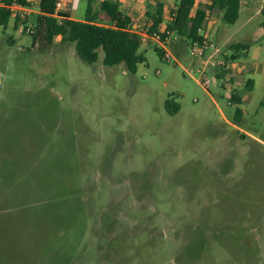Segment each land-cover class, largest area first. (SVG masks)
<instances>
[{
    "label": "rangeland",
    "instance_id": "obj_1",
    "mask_svg": "<svg viewBox=\"0 0 264 264\" xmlns=\"http://www.w3.org/2000/svg\"><path fill=\"white\" fill-rule=\"evenodd\" d=\"M263 1L211 11L224 72L176 32L169 59L144 38L135 72L60 35L41 50L35 0L0 24V264H264Z\"/></svg>",
    "mask_w": 264,
    "mask_h": 264
},
{
    "label": "trees",
    "instance_id": "obj_2",
    "mask_svg": "<svg viewBox=\"0 0 264 264\" xmlns=\"http://www.w3.org/2000/svg\"><path fill=\"white\" fill-rule=\"evenodd\" d=\"M96 1L87 0L83 18L76 19L71 17L69 9L56 10L55 0H39V11L29 21L31 30L27 32L32 35L33 43L41 50L49 49L55 37L60 35L61 42L75 43L79 57L86 62L96 61L98 48H102L104 64L122 63L128 71L135 72L138 63L146 60L144 53L139 51L144 38L141 34L129 30L132 21L120 10L117 0H101L98 9L94 7ZM195 1L178 0L165 26L166 30L181 35L185 44L188 39L200 37L198 28H206L212 10L217 9L224 21L233 23L238 18L239 8L245 0H210L209 3L193 9ZM13 3L32 5L31 0H0V24L6 26L12 14H15V24L20 21V16L11 7ZM261 12L264 16V1ZM147 15L151 19L150 31H159V26L164 20L163 4L157 2L150 6ZM262 26L264 27V19ZM7 40L9 43L13 42L10 37ZM231 47L237 50L245 49L247 44L238 42ZM155 48L163 55L161 48L156 44ZM234 58L236 54L232 55L231 60ZM248 82L250 83L249 80ZM231 97L234 102L241 101L237 94H232ZM165 107L170 113L179 110V106L169 99L166 100Z\"/></svg>",
    "mask_w": 264,
    "mask_h": 264
},
{
    "label": "built area",
    "instance_id": "obj_3",
    "mask_svg": "<svg viewBox=\"0 0 264 264\" xmlns=\"http://www.w3.org/2000/svg\"><path fill=\"white\" fill-rule=\"evenodd\" d=\"M65 1H68L70 7L73 9L77 8L79 3V0H55L56 10L61 9L64 6ZM11 7L20 17H24L26 12L32 8V6H23L17 3H13ZM129 30L141 34L143 38H150L155 41V44L161 48L164 58L169 59L172 57L170 43L172 40V33L174 32L166 30L165 27L159 31H150V23H142L140 21L132 22ZM198 32L200 34L199 38L188 39L186 42L189 54L194 58H201L204 64L210 63L213 66H223L221 71L224 72L225 61L217 56L220 50L217 47L215 40L210 36V33L206 28L199 27ZM162 33L164 34L162 35ZM185 72L192 77L199 73V82L207 89L209 88L210 83H216V77L210 79L206 76V72L203 69H194L190 67L186 68ZM228 102L230 104L232 103L231 100Z\"/></svg>",
    "mask_w": 264,
    "mask_h": 264
},
{
    "label": "crops",
    "instance_id": "obj_4",
    "mask_svg": "<svg viewBox=\"0 0 264 264\" xmlns=\"http://www.w3.org/2000/svg\"><path fill=\"white\" fill-rule=\"evenodd\" d=\"M31 1H32L31 6L33 7V1L34 0H31ZM35 1L38 2L37 3V6H38L39 0H35ZM100 1L101 0L96 1L95 9H98V5H99ZM117 1L119 4V7L121 6V8H122V9L120 8V10L124 14H126L132 22L148 21L150 23H151V19L147 15L149 7L153 6L157 2H161L163 4V18H164V20L160 24L159 28H164L166 26L167 20H169L171 18V10L175 7V4H176V2L174 0H117ZM201 2L202 3L205 2L204 4H207L210 2V0H202ZM197 6H199V4L197 3V0H196L193 9H195ZM69 7H70L69 2L65 1L64 6L61 8V10L69 9L71 12V17L76 18V19L83 18L85 13L83 15L77 16ZM209 20L211 23V17H209ZM206 30L210 33V36H211L210 24L209 25L207 24ZM232 62H235V61H232ZM251 80L249 79L250 84L253 83V80L252 81Z\"/></svg>",
    "mask_w": 264,
    "mask_h": 264
}]
</instances>
